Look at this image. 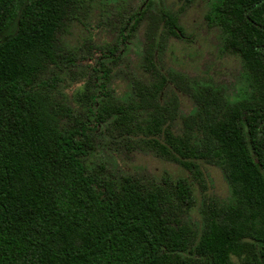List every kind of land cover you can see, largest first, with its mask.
Instances as JSON below:
<instances>
[{
	"label": "trees",
	"instance_id": "obj_1",
	"mask_svg": "<svg viewBox=\"0 0 264 264\" xmlns=\"http://www.w3.org/2000/svg\"><path fill=\"white\" fill-rule=\"evenodd\" d=\"M83 1L0 0V264H264V0H221L213 12L256 97L230 102L210 87L186 90L198 109L176 135L161 126L172 118L157 102L165 77L160 85L133 81L153 109V147L188 169L219 161L231 183L235 204L212 207L199 237L185 219L195 199L187 177L145 183L89 161L100 125L113 112L122 130L129 120L120 103L106 106L104 67L89 65L100 74L78 92L79 112L55 95L60 74L79 62L62 37ZM167 22L174 34L182 30L171 15Z\"/></svg>",
	"mask_w": 264,
	"mask_h": 264
},
{
	"label": "rangeland",
	"instance_id": "obj_2",
	"mask_svg": "<svg viewBox=\"0 0 264 264\" xmlns=\"http://www.w3.org/2000/svg\"><path fill=\"white\" fill-rule=\"evenodd\" d=\"M220 1L84 0L77 19L69 23L62 37L76 51L79 62L60 74L64 81L55 90L59 100L79 112L78 92L89 75L94 79L100 74L89 65L107 70V79H102L107 82L110 98L106 106L120 103L129 120L122 130L113 124L118 115L113 112L100 125L96 150L89 161L94 166L104 164L106 172L134 174L145 183L160 184L163 178L187 177L193 185L195 199L192 208L185 212V219L198 237L212 207L222 209L233 205L236 195L221 162L197 160L188 169L153 147L150 140L158 136L148 129L153 109L139 100L133 81L160 85L162 76L165 77L166 82L156 89L157 102L161 107H171L172 118L166 114L168 120L161 126L176 135H183L186 130L183 118L198 109L194 96L186 90L198 92L210 87L222 91L230 102L256 97V85L243 59L224 47L225 32L213 13ZM140 10L141 14H137ZM167 15L181 27L179 34L170 30ZM135 16L139 17L137 21ZM121 28L126 41L120 45ZM116 45L118 56L114 60L103 58L107 48ZM100 57L104 66L98 64ZM91 91L99 93L101 88L91 83ZM191 134V141L198 143L200 133L191 131Z\"/></svg>",
	"mask_w": 264,
	"mask_h": 264
},
{
	"label": "flooded vegetation",
	"instance_id": "obj_3",
	"mask_svg": "<svg viewBox=\"0 0 264 264\" xmlns=\"http://www.w3.org/2000/svg\"><path fill=\"white\" fill-rule=\"evenodd\" d=\"M137 14H141V10L139 11V12H137ZM135 19H136V17H135ZM124 27H126V26H124ZM123 28H121L120 30H122ZM124 30V29H123ZM124 32V31H123Z\"/></svg>",
	"mask_w": 264,
	"mask_h": 264
}]
</instances>
